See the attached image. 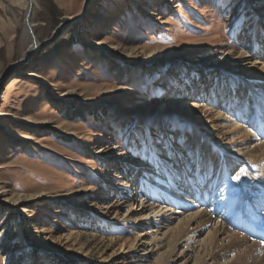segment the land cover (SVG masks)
Masks as SVG:
<instances>
[{
  "label": "rangeland",
  "instance_id": "obj_1",
  "mask_svg": "<svg viewBox=\"0 0 264 264\" xmlns=\"http://www.w3.org/2000/svg\"><path fill=\"white\" fill-rule=\"evenodd\" d=\"M33 10L38 45L24 58V10L0 0V264H137L118 243L138 234L114 215L128 209L121 172L169 149L188 162L198 133L225 151L182 111L208 88L207 106L231 116L215 90L239 86L226 58L243 50L250 18L263 37L264 0H34ZM119 65L131 80L115 76ZM253 165L236 172L237 193L256 184Z\"/></svg>",
  "mask_w": 264,
  "mask_h": 264
},
{
  "label": "bare ground",
  "instance_id": "obj_2",
  "mask_svg": "<svg viewBox=\"0 0 264 264\" xmlns=\"http://www.w3.org/2000/svg\"><path fill=\"white\" fill-rule=\"evenodd\" d=\"M12 2L24 10L27 58L38 45L30 24L34 0ZM260 28L259 17L254 23L250 18L247 31H238L243 50L238 57L226 58V72L239 67L233 72L240 76L239 86L228 90L220 81L215 90L231 116L207 106L211 104L208 88L204 93L199 90L201 99L188 102L182 111L194 115L201 125L205 122L225 151H214L198 133L188 162L169 149L171 159L150 156L136 170L121 172L118 192L128 209L121 216L116 210L114 215L121 229L138 234L133 244L124 237L118 243L139 253L137 264H264V35L259 34ZM153 62L146 60L147 65ZM222 62L218 71L224 68ZM114 69L116 77L132 79L123 65ZM247 114L249 119L243 118L239 125L236 120ZM253 163L256 184L246 188L245 195L237 193L232 188L239 178L236 172L242 166L248 173L255 171ZM137 171L142 176L136 177Z\"/></svg>",
  "mask_w": 264,
  "mask_h": 264
}]
</instances>
